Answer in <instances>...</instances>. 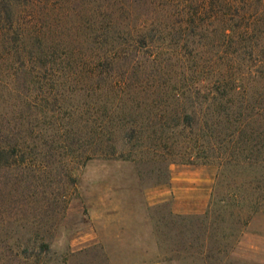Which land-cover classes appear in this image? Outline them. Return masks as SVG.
Listing matches in <instances>:
<instances>
[{
  "label": "rangeland",
  "instance_id": "rangeland-1",
  "mask_svg": "<svg viewBox=\"0 0 264 264\" xmlns=\"http://www.w3.org/2000/svg\"><path fill=\"white\" fill-rule=\"evenodd\" d=\"M171 1L109 0L135 7L136 21L153 15L143 50L125 35L129 25L108 31L106 17L94 18L108 0H11L19 22L42 33L48 57L18 68L0 41V137L22 126L25 143L12 166L0 163V264H264V0H193L189 14L201 5L200 25L187 32L193 58L172 46L187 12L171 16ZM108 46L115 50L103 58ZM206 81L237 89L230 104L222 99L216 131L174 128ZM175 86L186 90L179 103ZM192 173L213 180L209 228L194 256L177 255L162 242L175 230L156 229L175 195L148 202L153 189Z\"/></svg>",
  "mask_w": 264,
  "mask_h": 264
},
{
  "label": "trees",
  "instance_id": "trees-1",
  "mask_svg": "<svg viewBox=\"0 0 264 264\" xmlns=\"http://www.w3.org/2000/svg\"><path fill=\"white\" fill-rule=\"evenodd\" d=\"M125 1L127 4H130L132 0H125ZM133 1L137 2V0H133ZM10 2L11 0H0V41L2 42V48L7 49L6 52L7 57L12 58V60L16 64L14 66H17L18 68H32L35 66H41L42 64L39 65L41 60L47 59L48 57L47 54L42 49L43 35L42 33L36 31L34 28L31 29L30 27L31 25L29 24L24 25L23 22H19V19L16 17L18 16L17 10L15 11L14 9H12L11 7L12 5L10 4ZM187 2L188 5H186ZM193 4H194L193 0H174L171 2L164 3V5H168V7H171L173 9L171 16L175 14V16H177L178 18L181 17L182 13L187 12L186 17L184 16V14H182L183 19L180 21V29L184 30L185 34L184 35L180 34L181 38L178 39L176 42H174L172 46L173 48L178 49L180 52H182V54H187V56L183 55L184 57H190V58L195 57V54H193L191 43L187 37V32L190 31V29H193V27H195L196 25L197 26L200 25L198 24V20H199L198 16L201 14L200 13L201 5H196L194 9V14L192 13L189 14V8ZM132 9L135 10V7L110 6L108 0V6H104L103 10L101 9V7L99 10L95 9L93 12V16L96 19H99L101 17H106L108 19L107 21L108 31L112 29L117 30V28L125 29V26L129 25L130 28L124 30L125 35L128 37V39H130V41L134 43H139L143 48V50H145L147 49L149 42L153 43V38L152 37L149 38V36L151 35L152 29L155 27V24L153 25L154 18L152 17L153 15H151L149 17L148 24L144 19L136 21V15L135 13H133V11H131ZM131 18L133 20L132 23H131ZM126 19L130 23H126ZM149 24H151V28L148 27ZM27 29L29 31V36L26 35ZM124 40L128 41L126 39ZM110 50H115V49L112 48L111 46L110 47L108 46V49L101 47L98 52L99 53L102 52L101 55H105L106 52ZM162 50L163 49H159V52H162ZM118 53L119 51L113 52V54L115 55ZM155 54L157 56L160 53H155ZM102 57L108 58L109 56L106 57L102 56ZM112 60L110 61L112 62ZM152 63L155 64L156 60L152 61ZM204 83L205 81H203V84ZM204 87L205 88L202 91L204 92L203 98L199 97L201 93L199 89L193 90V91L195 90L198 91L192 96V98L196 100L195 101L196 103L198 100L199 101L197 104L190 103L191 110L189 112L183 111L182 113L183 115L179 117V121H176L174 128L188 130L191 134L195 131H198L199 133L202 132L204 127L205 131L202 132L201 134L202 136H204L203 135L204 132L213 135V133L216 131L215 127L217 128V122H215V119H217V116L219 115V109L223 105L222 99L223 98L226 99L224 104L226 103L230 104L233 101V97H234L233 92L236 91L237 89H235L234 86L225 89V85L221 88L214 87L213 89H209L210 87L209 81H206V86L204 85ZM116 88L120 89L121 87L118 86ZM149 90H150L149 93L155 92V91H151V88H149ZM191 93L192 92H190L189 95H191ZM170 94L173 97V99L177 101V103H179L185 99L186 90L180 86H175L172 89H170ZM199 106H205L206 109L203 110ZM206 114H210V117L214 119L211 120L206 118L207 116ZM97 123L102 128L106 124V122H97ZM122 125L119 126L121 127ZM129 127H126L125 129L126 131L123 135L125 138H127L128 136L127 131ZM9 129L10 128L7 127L8 130L7 133L6 134L4 133L3 135H1L2 137H0V163H2L1 168L5 170H7L10 166H12L15 163L14 161L12 164L11 160L17 157L16 154L17 153L23 154V151L25 150L24 147L25 143L21 137V133L23 131L22 126L21 127L18 126L17 134L14 133L12 129L10 130ZM15 129H17V127H15ZM228 129L231 130L230 127H228ZM230 132H234V131L231 130ZM95 141L101 151L103 147L102 145L105 142L104 143L102 142L101 136L98 137L96 136ZM108 141H111V139H108ZM204 143L209 144L208 141ZM191 152H193V149L191 150ZM102 153H100L101 156H99V158L104 157L102 156ZM10 154L11 156H8ZM3 155L5 156L3 157ZM195 156L199 158L197 153L195 154ZM23 160L24 159L21 156L19 162L23 163L24 162ZM22 165L23 164H21L20 166ZM208 214H209V210L202 216L182 217L169 213L167 218L168 220L165 221L164 224L162 225L160 223L156 229L158 230L160 236L162 235L160 233L159 228L162 226H164L165 228L169 227L170 230H175V234L173 235V237L168 238L166 235H164L162 242L168 246L167 248L171 247L170 249L171 252H175L179 254L185 245L189 248H192L193 246H198L202 241L205 240L206 236L204 238V234L205 231L209 228L207 227L208 225L205 223V219H207ZM184 229H185V235H183ZM160 245H162V243H160Z\"/></svg>",
  "mask_w": 264,
  "mask_h": 264
},
{
  "label": "crops",
  "instance_id": "crops-1",
  "mask_svg": "<svg viewBox=\"0 0 264 264\" xmlns=\"http://www.w3.org/2000/svg\"><path fill=\"white\" fill-rule=\"evenodd\" d=\"M193 175L184 176L183 178H172L170 183L165 187L155 188L152 191L153 197L151 201L148 202L149 206H154L162 204L169 200L170 196L173 194L175 198L171 203L170 213L173 215H193V216H202L206 213L207 203L210 199V194L212 191L213 180L206 177H196ZM180 195L181 197H178ZM183 197V198H182ZM185 235V229L183 231ZM241 244V243H240ZM159 243H156L155 249H159ZM169 249V248H168ZM171 249V247H170ZM169 249V251H170ZM193 248H189L186 245L181 250L183 255L194 256V253L191 251ZM190 251V252H189ZM171 252V251H170ZM189 252V253H188ZM177 254L175 252H171ZM188 253V254H187ZM180 254V253H179ZM174 261H167L166 259H156L153 261H147L139 264H176ZM182 264H190L187 258H184L181 262ZM206 264H211L207 263ZM214 264H221L214 262Z\"/></svg>",
  "mask_w": 264,
  "mask_h": 264
}]
</instances>
